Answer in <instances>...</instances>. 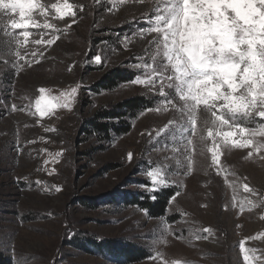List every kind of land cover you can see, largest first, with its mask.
Masks as SVG:
<instances>
[{"label": "rangeland", "instance_id": "374dc122", "mask_svg": "<svg viewBox=\"0 0 264 264\" xmlns=\"http://www.w3.org/2000/svg\"><path fill=\"white\" fill-rule=\"evenodd\" d=\"M70 2L76 16L50 19L59 31L44 30L45 38L58 39L51 47L21 49L39 62L21 60L20 70L11 34L20 30L10 29L9 15L0 13V264H245L242 240L257 250L255 264H264V237L255 238L264 233V159L247 158L250 149H223L213 165L210 140L186 150L191 132L180 143L182 114L161 108L159 81L155 87L132 83L151 75L144 65L157 54L156 33L146 31V21L158 0ZM30 31L40 38L41 30ZM33 51L44 55L32 57ZM162 61L156 60L157 70ZM77 85L71 110L33 114L40 87L59 95ZM133 98L147 105L117 106ZM110 109L118 115L101 116ZM169 121L175 124L157 136ZM261 123L254 117L246 126ZM150 168L161 169L169 186L146 190ZM113 244L145 255L118 256Z\"/></svg>", "mask_w": 264, "mask_h": 264}, {"label": "snow or ice", "instance_id": "6c2138e0", "mask_svg": "<svg viewBox=\"0 0 264 264\" xmlns=\"http://www.w3.org/2000/svg\"><path fill=\"white\" fill-rule=\"evenodd\" d=\"M75 9L76 5L70 0H0V13L9 15L8 27L20 30L18 35L11 33L16 46L17 70L23 68L19 64L21 60L29 65L39 62L29 60L26 51L21 55L20 50H26L30 44L51 47L58 37L45 38L48 32L44 30H59L50 19L74 18ZM154 11L155 15L146 21L150 25L146 31L156 33L151 43L156 44L157 54L151 65H144L151 75L137 77L132 83L155 87L159 81L161 108L167 111L171 107L182 114V123L178 126L180 143L184 144L185 134L191 132L184 145L186 150L194 151L197 140L201 143L210 140L207 151L211 153L213 165L220 164L223 149H250L247 158L259 155L264 159L261 155L264 153V123L246 126L254 117L264 120V0H158ZM75 22L73 19L72 23ZM30 29L41 30L40 38L34 39ZM144 32L142 29L141 35ZM43 55V52H31L32 57ZM160 57L163 58L162 69L157 70L156 60ZM94 62L101 63V56L94 57ZM78 88L79 85L54 95L51 89L40 87L33 114L43 118L55 115L57 109L71 110ZM166 89L174 90L182 103L177 105L174 99L168 98ZM174 124L175 121H169L157 136ZM179 151V148L173 149L174 153ZM128 159H132L131 153ZM192 163L189 156V171ZM147 176L149 185L145 188L150 192L169 186L159 168H150ZM243 189L255 194L247 183L243 184ZM178 194L174 193L169 202ZM211 231V228L204 229L206 233ZM261 237L264 233L255 238ZM256 251L247 248L245 241L240 242L245 264L260 260ZM172 264L183 262L174 260Z\"/></svg>", "mask_w": 264, "mask_h": 264}, {"label": "trees", "instance_id": "16d2710c", "mask_svg": "<svg viewBox=\"0 0 264 264\" xmlns=\"http://www.w3.org/2000/svg\"><path fill=\"white\" fill-rule=\"evenodd\" d=\"M144 99H139V98H133V99H129L124 101L123 103L121 102L119 105H117L118 107H124L126 110L127 109H132V108H136V106H145L147 104ZM118 111L119 110H115V109H110V110H104L101 114L102 117L105 118H113L116 117L118 115ZM96 127L97 128H105L106 125L104 126V124L101 123H96ZM153 206V205H152ZM145 207V206H143ZM146 208V207H145ZM112 249L111 250L113 252V254H116L118 256H125L127 259H132V257H135V255L137 254H141L140 256H144V252L138 248H135L134 246H129V245H124V246H117L115 244L111 245Z\"/></svg>", "mask_w": 264, "mask_h": 264}]
</instances>
